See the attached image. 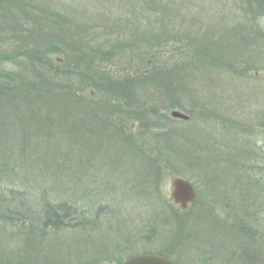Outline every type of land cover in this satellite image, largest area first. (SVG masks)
Segmentation results:
<instances>
[{
  "label": "rangeland",
  "instance_id": "1",
  "mask_svg": "<svg viewBox=\"0 0 264 264\" xmlns=\"http://www.w3.org/2000/svg\"><path fill=\"white\" fill-rule=\"evenodd\" d=\"M54 1L69 8L54 4L49 7L53 17L74 20L78 26L89 28L88 35L79 34L73 26L68 33L69 28L60 29L55 24L44 30L39 55L21 56L20 52L38 44L40 37L31 32L18 35L12 27L20 30L19 15L27 13L37 18L40 12L24 5L11 7L8 20L0 26V55L7 58L5 69L15 67L26 74L34 62L44 60L56 83L66 85L65 73L77 71L73 65L86 51L90 52L87 43L90 41L91 45L97 38L107 43H103L104 50L112 49L113 64L108 67V75L132 87L135 108L130 110H136V114L125 113L123 104L121 109L115 108V115L122 123V119H127L128 126L121 127L114 121L112 128L93 127L74 138L62 128L67 123H60L61 127L58 121H54L50 131H24L27 139L52 143L50 159L46 158L51 170L62 169L60 157L67 155V164L82 159V171L87 175L79 188H86L95 207L108 206V212L95 222L50 234L48 241L54 252L62 254L45 253L42 264H119L124 258L159 254L160 250L172 252L170 259L177 264H230L233 251H238L234 264H249L246 258L241 259V251L263 257L264 264V213L260 217L257 214L261 200H256L255 186L246 188L254 177L264 182V45L262 40L253 39L255 35L247 37L252 30L257 37L264 36V0H251L259 3L246 5L243 1L247 0H177L180 12L174 18L179 20L177 24L182 26L184 35H191L181 41L191 40L192 46L183 47L178 67L169 63L165 69L161 65L163 58L154 62L150 55L141 53L144 43L134 45L129 32L120 34L114 22L93 21L95 12H119L122 0ZM57 13L62 17L58 18ZM22 26L32 28V24ZM159 26L163 27L157 23L154 28ZM140 28L145 29L143 23ZM211 38L223 45V53L209 62L216 63V68L210 64L193 71L201 68L196 58L197 46L201 44L198 40L204 39L203 44L208 40L209 45ZM189 50L192 54L188 57ZM232 60L237 66L230 70L227 66ZM185 69L192 70L190 75L186 76ZM93 73L84 78L93 80L97 77ZM59 87L54 93H66ZM92 88L86 93L99 100L101 93L95 95L97 90L91 91ZM58 106L61 108L60 103H55L54 107ZM173 111L190 118L173 117ZM118 127L131 150L116 153V144H109L115 141L111 134ZM127 143L124 147L129 148ZM153 159L160 166L156 170H150ZM176 177L190 180L196 188V198L185 210L171 194ZM74 188L54 187L48 193L52 200L73 194L78 198L77 187ZM37 189L41 191L40 182ZM251 227L259 231L257 237L247 234ZM249 241L251 250L244 248Z\"/></svg>",
  "mask_w": 264,
  "mask_h": 264
},
{
  "label": "trees",
  "instance_id": "2",
  "mask_svg": "<svg viewBox=\"0 0 264 264\" xmlns=\"http://www.w3.org/2000/svg\"><path fill=\"white\" fill-rule=\"evenodd\" d=\"M251 3H259V1H243L244 5ZM54 4H56L54 0H0V26H3V23L8 20L7 12L13 11L10 9L11 7L18 8L24 5L33 7L40 12L37 18H32L31 14L28 15L27 13L19 15L22 24H32V28L35 27V29L24 28L22 24L20 30L12 27V31L18 35L21 32L24 35L31 32L33 35H39L36 37H40L38 44L25 51L23 49L20 52L21 56L39 55L42 46L40 41L44 30L47 31L49 27L51 28L55 24L60 29L69 28L68 33L73 26L79 34L87 32L88 35L89 28L78 26L74 20H58L53 17L50 8ZM56 7L69 8L61 5ZM119 7V12L115 14L107 13L108 9L105 10L106 12L93 13L96 15L93 21L99 19L105 24L114 22L120 34L129 32L134 45H137L138 42L139 44L144 43L145 48L141 53L146 56L150 55L154 62L163 58L161 65L164 66L162 67L164 69L168 67L166 65L169 63L177 67L181 64L178 56L183 52V47L186 49L192 45L190 44L191 40L183 43L181 41V38L186 35H184L180 23L177 24L178 19L174 18L180 12L177 9L180 7L177 0H122ZM139 9L146 11L140 12ZM57 15L58 18L62 17L59 13ZM171 19L173 21H170ZM26 20L30 21L26 22ZM200 20L202 21V19ZM142 23L145 29L140 28ZM157 23L165 26V28L162 29L163 27L160 26L154 28ZM188 27L187 24L185 26L187 32ZM252 31V33L249 31L250 34L247 37L255 35L256 37L253 39L255 41L262 40L264 45V36L261 34L263 37H257L259 35L254 33V30ZM179 32L180 34H178ZM170 37L172 38L170 39ZM186 37L189 38L191 35ZM92 41L91 45L89 44L90 41L87 43L88 48H91L89 49L90 52L86 51V54L73 65L81 73L77 71L65 73L68 80L65 81L66 85L61 84V86L60 83H56L57 81L51 75L46 61L39 59L37 61L39 63L34 62L26 70V74H21V71L18 72L15 67L12 70H6L4 60L7 58L0 55V264H42L45 253L51 251L50 255L52 256L61 255L62 252H57L58 254L54 252L52 242L48 241L50 234H58L67 228L81 227L88 221L95 222L102 214L108 212V206L99 205L95 207L93 200L90 199V196L88 197L86 188H79L86 180L87 175L82 171V159H76L75 164H67L66 157L68 156L60 157L58 163L62 169L51 170L52 166L46 164L50 163V160L47 159H50L52 143L49 140L47 144L43 141L39 142L34 137L27 139L29 136L25 137L24 132L26 130L35 134L43 130L50 131L54 121H58L56 123H59L60 126L63 125L60 123H67L61 127L66 128L64 132L67 131L72 138L84 135L86 129L90 130L93 127L95 130H97V126L101 125L112 128L114 121L121 127L128 126L126 124L127 119H122L123 123L121 120L117 121L115 108L121 109L122 105L125 104L126 107L123 108L125 113L135 115L136 110H130L134 107L132 106L134 91L128 82L116 81L108 75V67L112 66L113 63H111L112 54H110L112 49L106 48L104 50L102 48L107 43L97 38ZM193 41L196 42V40ZM204 41V39L198 40V44H201L197 46L198 52L196 53L201 68H192L193 71L202 70L210 64L216 68V63H209L210 59L216 60L217 56L223 53V45H219L216 39L211 38L209 45L208 40L206 44L202 43ZM191 54L190 51L187 56L189 57ZM235 66L237 63L232 60L227 67H230L231 70ZM94 67L97 69L94 70ZM101 67H105V69L99 70ZM188 71L186 69L184 71L186 76L190 75L192 70ZM233 71L232 73L235 74ZM92 72H95L97 77L92 78L93 80H86L84 77ZM92 86L94 88L91 91L97 90L95 95L98 94V91L101 93L99 100L92 99L93 96L86 93ZM57 87L64 89L66 93H54ZM55 103H60L61 108L60 106L55 108ZM56 116L57 119H55ZM125 118H131V116ZM11 135L15 137L13 138ZM111 136L115 141L109 144H116L118 147L116 153L124 149L131 150L130 145L125 140L126 137L121 133V128L118 127V131L113 130ZM122 141L124 142L122 143ZM126 143L129 148L124 147ZM74 167L75 169H73ZM159 167L154 159L150 161V170H156ZM244 180L247 181V178ZM39 182L41 184L40 192L37 189ZM252 185L256 187V200H261L258 203L260 205L259 210H257L260 217L264 213V182L262 183L258 177H254L248 180L246 188H251ZM54 187L59 190L77 187L78 198H75L73 196L75 194H73L69 198L55 197L52 200L48 189ZM90 216L95 217V219H90ZM247 234L257 237L259 231L251 227ZM66 248L65 245L63 250L65 251ZM244 248L249 250L252 248V243L249 241V246L244 245ZM34 249H38V251L36 252ZM157 252L168 258H173L174 255L171 254L172 252L164 250ZM233 252L234 255L231 254L229 257L230 264H234V260L238 259L236 258L238 251ZM240 253L241 259L245 260L246 258L249 264H262L263 257L254 253L251 255L245 251ZM208 258L210 259V257ZM124 261L125 258L119 261V264Z\"/></svg>",
  "mask_w": 264,
  "mask_h": 264
},
{
  "label": "water",
  "instance_id": "3",
  "mask_svg": "<svg viewBox=\"0 0 264 264\" xmlns=\"http://www.w3.org/2000/svg\"><path fill=\"white\" fill-rule=\"evenodd\" d=\"M176 118L189 119L190 116L180 111H173ZM172 197L181 209L185 210L196 198V188L190 180L176 177L172 180ZM122 264H177L172 259L158 253L139 254L127 258Z\"/></svg>",
  "mask_w": 264,
  "mask_h": 264
}]
</instances>
